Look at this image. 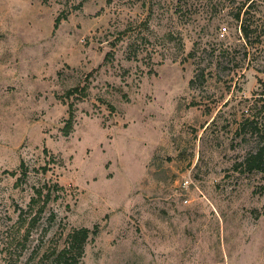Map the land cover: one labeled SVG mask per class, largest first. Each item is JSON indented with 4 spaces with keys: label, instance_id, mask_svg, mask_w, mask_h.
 Wrapping results in <instances>:
<instances>
[{
    "label": "rangeland",
    "instance_id": "374dc122",
    "mask_svg": "<svg viewBox=\"0 0 264 264\" xmlns=\"http://www.w3.org/2000/svg\"><path fill=\"white\" fill-rule=\"evenodd\" d=\"M262 104L264 0H0V264H264Z\"/></svg>",
    "mask_w": 264,
    "mask_h": 264
},
{
    "label": "trees",
    "instance_id": "16d2710c",
    "mask_svg": "<svg viewBox=\"0 0 264 264\" xmlns=\"http://www.w3.org/2000/svg\"><path fill=\"white\" fill-rule=\"evenodd\" d=\"M81 3L77 4V7L80 6ZM67 13H61L57 15L54 19L53 27L57 28L62 18H66ZM239 14H237V17ZM241 31L244 36V38H248L249 35V29L248 26L241 24ZM77 90H81V92L84 91V88L77 89V87H72L67 91V97H69L71 94L76 92ZM83 90V91H82ZM70 110H72V103L69 105ZM262 107L264 108V104H262ZM71 126L70 122H66V125L64 126V133L67 134L69 132V127ZM238 133H244L246 131H249L251 133H256L257 135L260 134V126L259 123L256 121V116L252 115L250 113L247 117H245L243 120H241L238 123L237 127ZM260 136V135H258ZM23 163H21V166ZM242 170L247 172H261L264 173V145H260V140L257 139L256 146L253 150L249 151L243 160L241 161ZM43 169H45L43 167ZM44 187H34L33 192L34 194L31 196L29 203L27 205V210L30 212L33 208L36 206H39L38 209H36L34 213V217L39 216V214L44 210V207L46 205L47 199L51 196L52 190H57L62 188L61 186H58L57 184L53 185H47L45 188L46 191L43 189ZM56 198V195L54 196ZM42 200V204L39 205V201ZM33 217V218H34ZM91 234L95 233V229H89L87 227H79V228H72L68 232V247L67 252L77 251V254H82L83 247L85 242L87 241L88 237Z\"/></svg>",
    "mask_w": 264,
    "mask_h": 264
},
{
    "label": "built area",
    "instance_id": "2783aa9c",
    "mask_svg": "<svg viewBox=\"0 0 264 264\" xmlns=\"http://www.w3.org/2000/svg\"><path fill=\"white\" fill-rule=\"evenodd\" d=\"M225 29V28H224Z\"/></svg>",
    "mask_w": 264,
    "mask_h": 264
}]
</instances>
